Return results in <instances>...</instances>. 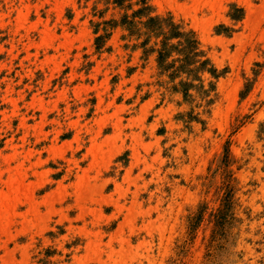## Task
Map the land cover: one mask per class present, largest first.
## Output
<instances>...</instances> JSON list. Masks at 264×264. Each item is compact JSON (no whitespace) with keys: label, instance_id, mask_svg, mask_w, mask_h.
<instances>
[{"label":"rangeland","instance_id":"obj_1","mask_svg":"<svg viewBox=\"0 0 264 264\" xmlns=\"http://www.w3.org/2000/svg\"><path fill=\"white\" fill-rule=\"evenodd\" d=\"M0 264H264V0H0Z\"/></svg>","mask_w":264,"mask_h":264}]
</instances>
